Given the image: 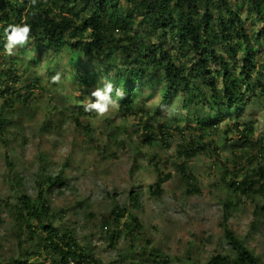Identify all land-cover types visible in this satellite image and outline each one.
I'll return each instance as SVG.
<instances>
[{
	"label": "trees",
	"instance_id": "obj_1",
	"mask_svg": "<svg viewBox=\"0 0 264 264\" xmlns=\"http://www.w3.org/2000/svg\"><path fill=\"white\" fill-rule=\"evenodd\" d=\"M238 1L133 0L121 13L120 0H35V3L32 0H0V99L4 98V104L12 102L10 96L16 92L14 86L20 80L17 71L22 63L19 60L30 49L29 46L17 48L21 56L14 58L4 54V29L23 19L31 25L30 40L37 51L57 55L65 48L82 57L81 60L72 58L78 67L72 74L80 83V91L88 93L99 77L123 90L121 100L113 92V97L119 100L117 110L123 117L137 118L135 124L142 130L138 137L143 147L153 149L169 145L172 129L181 135L182 143L175 152L179 160L177 169L186 192H199L191 182L195 177L188 174L189 160L205 152L217 155L218 137L226 143L231 138L241 145L258 143L257 151L264 152V139L254 134L252 121H241L246 104L264 100V57L256 58L262 54L264 41V0ZM242 3L247 6L245 13L240 8ZM250 13L259 26L253 22L249 32L244 23ZM171 49L177 51L172 53ZM34 63H38L37 59H29V64ZM156 82L155 87L163 91L162 101L167 102L172 97L179 99V106L186 112L185 125H178L177 119H174L175 126L171 120L160 121L157 110L135 100L149 84ZM25 87L32 88L29 84ZM15 97L19 99L18 95ZM197 110H203V114L198 116ZM225 119L228 120L226 127L219 128V123ZM74 120L79 124L78 116H74ZM8 123L9 119L0 111V132ZM245 153L246 158L252 157L248 166L219 162L221 180L238 199L230 201L233 208L242 202L243 195L254 202L264 197V166L250 168L257 152ZM5 158L10 165L9 157ZM68 165V161L64 162L55 175H40L36 198L25 193L18 195L12 206V216L21 253L2 258L0 264H37L38 260L32 259L31 253L40 255L41 252L30 250L36 247L35 242L42 252L51 254L52 261L57 264L80 261L104 264L51 221L54 211L47 194L51 187L65 185ZM154 171L156 180L149 190L156 196L171 174L163 172L157 163ZM15 179L20 181L16 176ZM129 197L131 208L141 206L139 192L131 189ZM133 211L114 204L101 216L100 226L105 235L108 234L111 247L117 244L121 230L129 236L141 231L143 226L136 210ZM227 218L224 215L223 233L232 253L211 255L204 264H264L228 226ZM129 248L133 259L134 244ZM132 259L129 264H142ZM153 263L170 264V259L158 254L154 255Z\"/></svg>",
	"mask_w": 264,
	"mask_h": 264
},
{
	"label": "rangeland",
	"instance_id": "obj_2",
	"mask_svg": "<svg viewBox=\"0 0 264 264\" xmlns=\"http://www.w3.org/2000/svg\"><path fill=\"white\" fill-rule=\"evenodd\" d=\"M132 1L120 0V12H125ZM240 8L243 13L247 11L245 3ZM247 15L244 24L250 32L252 23L257 27L259 22L252 13ZM261 44L262 54L256 56L258 59L264 57V41ZM25 46L30 49L19 60L22 63L17 71L20 80L14 86L16 92L10 96L12 102L4 104V98L0 99L3 102L0 111L9 119L0 132V260L21 253L12 216L18 195L25 193L36 198L40 175H55L68 161L65 185H55L47 194L54 211L51 221L104 264H129L131 243L136 250L132 260L142 264H154V255L158 254L166 255L170 264H204L211 255L232 253L223 233L224 215L228 216V226L264 263V197L254 202L243 195L237 208L230 206V201L238 199L221 180L220 164L227 161L230 166L234 162L240 167L248 166L252 157L246 158L245 152L249 155L257 152L250 168L264 166V152L257 151L258 143L241 145L234 138L226 143L218 137V156L205 152L189 160L188 174L195 177L191 182L200 191L188 194L177 169L179 160L175 153L182 143L181 135L172 129L169 145L143 147L138 137L142 130L135 124L137 118L123 117L117 108L103 118L84 111L82 101L86 97L95 99L91 92L102 78H98L88 93L79 90L80 83L72 74L78 69L72 58L81 60L79 54L65 48L57 55L37 51L31 40ZM15 51L10 58L21 56L17 49ZM176 51L171 49L172 53ZM31 58L38 63L29 64ZM57 71L61 73V82L53 84L51 76ZM28 84L32 88L27 89ZM156 84H149L135 100L157 110L160 121L171 120L175 126L174 119H177L178 125H185L186 112L179 106V99L172 97L167 102L162 101L163 91L155 87ZM253 102L245 105L241 121H252L254 134L261 140L264 139V100ZM195 113L200 116L203 110ZM74 116H78L79 124ZM226 123L227 119L218 127L223 129ZM6 155L10 165L5 160ZM155 163L163 172L171 174L156 196L149 190L156 180ZM15 176L20 181L17 182ZM131 189L139 192L141 206L137 209L131 208ZM114 204L128 207L131 212L135 209L143 227L134 236L120 228L117 244L111 247L108 234L105 235L100 225L101 216ZM34 244L36 247L30 250L41 252L40 255L31 253V258L38 260L37 264H57L51 254L42 252L37 242Z\"/></svg>",
	"mask_w": 264,
	"mask_h": 264
},
{
	"label": "clouds",
	"instance_id": "obj_3",
	"mask_svg": "<svg viewBox=\"0 0 264 264\" xmlns=\"http://www.w3.org/2000/svg\"><path fill=\"white\" fill-rule=\"evenodd\" d=\"M35 3V0H32ZM31 25L25 20H21L20 23L9 24L4 29V36L6 37V43L4 44V52L8 56L16 54V49L27 45L31 38ZM61 82V73L57 71L51 76V83L58 84ZM115 96L120 100L124 96L122 89L115 88L111 81H102V86H98L91 92L90 97H86L82 101V106L85 112H94L98 117H105L112 109L119 107V100L113 97ZM171 114V113H169Z\"/></svg>",
	"mask_w": 264,
	"mask_h": 264
}]
</instances>
